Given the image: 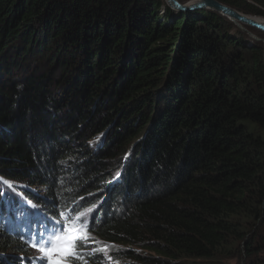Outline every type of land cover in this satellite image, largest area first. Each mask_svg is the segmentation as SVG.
Here are the masks:
<instances>
[{
	"label": "trees",
	"instance_id": "trees-1",
	"mask_svg": "<svg viewBox=\"0 0 264 264\" xmlns=\"http://www.w3.org/2000/svg\"><path fill=\"white\" fill-rule=\"evenodd\" d=\"M233 27L160 0H0V176L44 189L38 218L87 220L73 264H264V45ZM18 207L0 196V264L29 253Z\"/></svg>",
	"mask_w": 264,
	"mask_h": 264
},
{
	"label": "snow or ice",
	"instance_id": "snow-or-ice-1",
	"mask_svg": "<svg viewBox=\"0 0 264 264\" xmlns=\"http://www.w3.org/2000/svg\"><path fill=\"white\" fill-rule=\"evenodd\" d=\"M7 187L0 186V195H7L8 190L13 186L4 182ZM13 204H18V211H21L27 216L37 215L36 213H25L24 209L31 207L36 208V205L25 204L23 200L11 201ZM88 222L80 221V217L70 219L68 213H61L60 218L56 221H49L44 217L33 222H29L28 229V245L34 248L39 256L32 259V264H73V260L81 259L78 251L79 241L85 240L87 237ZM23 240V237H21ZM23 258H21L22 264Z\"/></svg>",
	"mask_w": 264,
	"mask_h": 264
},
{
	"label": "rangeland",
	"instance_id": "rangeland-1",
	"mask_svg": "<svg viewBox=\"0 0 264 264\" xmlns=\"http://www.w3.org/2000/svg\"><path fill=\"white\" fill-rule=\"evenodd\" d=\"M176 1H178L181 5H189V4H193L197 0H176ZM160 2L162 3V7L166 8V9L168 8L170 11H172L174 13L177 12V11H174V10L170 9L167 6L165 0H160ZM250 17L254 18L257 21L264 22V18H259V17H255V16H250ZM233 26H234L233 27L234 31L236 30L240 34L246 36L251 42L259 43V44H263L264 45V37L261 35V33H263V32H261V31H259L257 29H254V28L246 27V26L238 27L235 24H233ZM65 50H68L67 47L58 50L57 51L58 53L55 56L56 59H57V61H58V63L60 65L57 66V67L55 65L53 67L50 66V69L53 68V70L50 71V82L51 83H53L55 81L60 82V80L58 79L59 78L58 77L59 76L58 73L61 70V68L64 66L63 63H66L67 61L71 60V58H72V55H70V54L68 55ZM35 62H36V58L31 59V56H28V58L26 59V61H24V64H27L28 65L30 63V65H32ZM54 84H55L54 86H53V84L52 85L50 84L51 85L50 86V90H53L54 93H55L56 91L54 90V87H56L58 84H56V83H54ZM97 138H99V136ZM99 139H101V137ZM135 142L133 143L132 149L134 148L133 149L134 151H137V149H139V151H140V142H136V144H135ZM5 181L8 182V183H10L13 186L12 189L8 190L7 195H0L1 198H3L5 200L6 203H11V201L13 200V197H15L18 201H21V200L29 201L27 199V196L28 195L36 196V198H38L39 199V202L41 203L40 198H43L44 197V189L42 187H39V188H28L25 185H21L22 183L9 182L8 179L0 176V186L7 187L5 185V183H4ZM14 193H16V194H14ZM25 204H28V203H25ZM34 205H36V204H34ZM84 219L85 218H83V221H84ZM1 261H2V259H1ZM107 262H108V264H113L111 262V260H109V259H108ZM114 264H117V263L115 262Z\"/></svg>",
	"mask_w": 264,
	"mask_h": 264
},
{
	"label": "water",
	"instance_id": "water-1",
	"mask_svg": "<svg viewBox=\"0 0 264 264\" xmlns=\"http://www.w3.org/2000/svg\"><path fill=\"white\" fill-rule=\"evenodd\" d=\"M165 2L170 9L177 12H189L207 9L223 17H226L238 27H241L238 25L239 23L243 26L254 28L264 33V25L261 24V21H257L250 16L242 14L229 6L218 2L217 0H197L193 4L189 5H181L176 0H165Z\"/></svg>",
	"mask_w": 264,
	"mask_h": 264
},
{
	"label": "clouds",
	"instance_id": "clouds-1",
	"mask_svg": "<svg viewBox=\"0 0 264 264\" xmlns=\"http://www.w3.org/2000/svg\"><path fill=\"white\" fill-rule=\"evenodd\" d=\"M22 185V184H21ZM28 188H39V187H37V186H32V187H28ZM41 208H43V207H41L40 205H36V208L35 209H33L34 210V212L33 213H36L37 211H40L41 210ZM60 212H58L56 215H55V217H51V216H48V215H46V216H44V218H46L47 220H49V221H56L58 218H60V216H61V214H59ZM39 216H37V215H34V218H30V219H24L23 221H25V224L26 223H28L29 221H37V220H39L40 218H38ZM69 218H70V215H69ZM71 219V218H70ZM34 224V223H33ZM26 229L27 230H24V231H28V227H26ZM9 231H11V232H8L10 235H12V232H14V229H9ZM23 235H24V237L23 238H26V236H28V233H25V232H23ZM22 244L23 245H25L26 247H27V249H28V254H23V253H19L17 256L21 259V258H23V260H25L26 258H33L34 257V254H35V252H34V250L32 251V249H31V247H29V245H28V243L25 241V240H23L22 241Z\"/></svg>",
	"mask_w": 264,
	"mask_h": 264
},
{
	"label": "bare ground",
	"instance_id": "bare-ground-1",
	"mask_svg": "<svg viewBox=\"0 0 264 264\" xmlns=\"http://www.w3.org/2000/svg\"><path fill=\"white\" fill-rule=\"evenodd\" d=\"M259 23V22H258ZM261 24H263L264 25V22L262 23L261 22ZM238 25L239 26H243V25H241V24H239L238 23ZM40 190V189H39ZM25 233H28V231H24ZM12 264H21V259L19 258V257H17L16 259H15V262H12Z\"/></svg>",
	"mask_w": 264,
	"mask_h": 264
}]
</instances>
